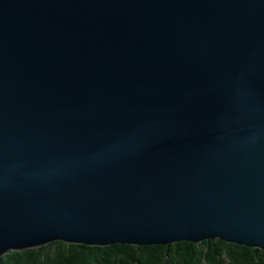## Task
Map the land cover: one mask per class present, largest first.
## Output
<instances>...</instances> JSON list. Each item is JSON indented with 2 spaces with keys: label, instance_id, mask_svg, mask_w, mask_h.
Returning <instances> with one entry per match:
<instances>
[{
  "label": "water",
  "instance_id": "95a60500",
  "mask_svg": "<svg viewBox=\"0 0 264 264\" xmlns=\"http://www.w3.org/2000/svg\"><path fill=\"white\" fill-rule=\"evenodd\" d=\"M216 239L264 251V0H0V257Z\"/></svg>",
  "mask_w": 264,
  "mask_h": 264
},
{
  "label": "trees",
  "instance_id": "16d2710c",
  "mask_svg": "<svg viewBox=\"0 0 264 264\" xmlns=\"http://www.w3.org/2000/svg\"><path fill=\"white\" fill-rule=\"evenodd\" d=\"M0 264H264V251L219 239L200 244L175 242L158 246L88 247L54 242L11 251Z\"/></svg>",
  "mask_w": 264,
  "mask_h": 264
},
{
  "label": "rangeland",
  "instance_id": "374dc122",
  "mask_svg": "<svg viewBox=\"0 0 264 264\" xmlns=\"http://www.w3.org/2000/svg\"><path fill=\"white\" fill-rule=\"evenodd\" d=\"M1 257H2V256H1ZM1 257H0V258H1Z\"/></svg>",
  "mask_w": 264,
  "mask_h": 264
}]
</instances>
